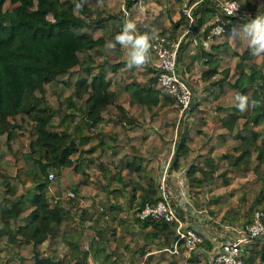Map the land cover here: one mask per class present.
Instances as JSON below:
<instances>
[{"label":"trees","instance_id":"1","mask_svg":"<svg viewBox=\"0 0 264 264\" xmlns=\"http://www.w3.org/2000/svg\"><path fill=\"white\" fill-rule=\"evenodd\" d=\"M135 1L0 0V264H40L34 250L58 264H124L123 256L131 264H209L201 252L187 260L183 241L172 251L168 222L137 216L159 199L151 156L172 143L179 122L170 169L184 168L197 205L207 197L212 224L240 225L264 210V55L253 57L247 39L232 36L264 14V0H236L231 16L221 11L225 0L146 11L139 32L180 38L181 70L196 45L183 33L184 4L193 31L207 36L216 17L225 23L202 50V87L186 120L156 70L129 68L119 44L106 47L123 28L122 6ZM238 94L249 98L243 112ZM119 198L138 230L122 225ZM109 212L120 222L103 230L97 222ZM244 264H264V244Z\"/></svg>","mask_w":264,"mask_h":264},{"label":"built area","instance_id":"2","mask_svg":"<svg viewBox=\"0 0 264 264\" xmlns=\"http://www.w3.org/2000/svg\"><path fill=\"white\" fill-rule=\"evenodd\" d=\"M239 10L240 4L236 0L221 2V11L226 16L235 15ZM186 12L191 22L190 10ZM130 15L131 7L122 6L123 22L129 19ZM225 29V23L213 22L207 35L208 37L219 35ZM179 44L180 38L170 40L165 36H156L152 41L149 64L158 73L162 92L175 100L179 118L186 120L188 108L199 95L177 65ZM176 138L169 145L162 160L160 162L158 160L156 182L159 199L153 204L146 202L138 210L137 216L140 219L161 218L168 222L169 230L174 235L172 251H176L178 242L183 241L187 249V260H190L191 255L201 252L207 256L209 264H244V257L248 251L256 244L262 243L260 247L264 244V210L254 211L251 222H243L240 225L222 223L219 225L221 229L218 230L212 224L206 206L207 197L201 199L197 205L189 195L182 169H170ZM51 177L52 174L49 175V178ZM69 194L73 196L72 191ZM129 211L132 215V210ZM107 216L103 215L104 218ZM213 229L215 231H212ZM204 242H208L210 247L205 248ZM84 248L88 249V246L84 245Z\"/></svg>","mask_w":264,"mask_h":264},{"label":"clouds","instance_id":"3","mask_svg":"<svg viewBox=\"0 0 264 264\" xmlns=\"http://www.w3.org/2000/svg\"><path fill=\"white\" fill-rule=\"evenodd\" d=\"M76 7L80 8L81 4H77ZM229 14H231V10H229ZM232 36L247 39L248 48L253 57L264 55V14L258 13L255 18L242 27L234 26ZM155 38L156 34L154 32L151 34L138 33L136 22L132 19H125L121 32L106 47L114 50L117 44H119L121 48L126 50L128 67H141L150 62V50L152 41ZM205 46L207 47V43ZM235 99L237 101L236 107L240 111H245L249 106V98L247 96L238 94ZM255 104L256 102H253V106Z\"/></svg>","mask_w":264,"mask_h":264},{"label":"rangeland","instance_id":"4","mask_svg":"<svg viewBox=\"0 0 264 264\" xmlns=\"http://www.w3.org/2000/svg\"><path fill=\"white\" fill-rule=\"evenodd\" d=\"M138 1V0H137ZM137 1H135V3H137ZM169 2V5H165V6H160V7H157L156 5H154V4H151V3H148V2H146V1H144V3L142 4L143 5V7H141L140 9H146V10H150V11H157V9H158V11H160V10H162V9H165L166 7H170L171 5H172V3L173 2H171V0H169L168 1ZM148 4H150V5H148ZM162 4H163V2H162ZM183 10L186 12L187 10H190V6H188V4L187 3H185L184 4V7H183ZM187 13V12H186ZM238 13V12H237ZM236 13V14H237ZM246 14L247 13H249V11H246L245 12ZM129 19H132V14L130 15V17H129ZM217 20V17L213 20V22H215ZM212 22V23H213ZM190 18H189V22H188V24L186 25V27H185V31L183 32L184 34L185 33H189V36L190 37H192L193 35H195L196 34V36H198V37H202L203 39H207V40H209L210 41V45H211V40H212V37H208V35L206 36L204 33H203V28L202 29H200V31H193L192 30V28L190 27ZM137 24V31H138V33H140L139 32V24H141V23H136ZM187 29H188V31H187ZM206 36V37H205ZM125 50V49H124ZM124 55H126L127 56V53H126V50L124 51ZM148 65L150 66V64L148 63ZM182 70L183 71H185V69H184V67L182 68ZM197 90V89H196ZM199 97V96H198ZM197 97V98H198ZM196 98V99H197ZM181 124H182V122H179V123H177L176 124V126H175V133H174V137H178L179 136V130H180V126H181ZM99 125H106V123H99ZM169 147V146H168ZM168 147H167V149H168ZM164 151V150H163ZM167 151V150H166ZM162 153V152H161ZM160 152H159V154L158 155H154V156H151V157H153V161H154V163H153V166H154V169H155V171H156V173H155V178L157 177V171H158V162H156V158L158 159V156L161 154ZM162 155V154H161ZM160 155V156H161ZM96 202H99V203H101L100 202V200L99 199H97L96 200ZM103 202V201H102ZM118 203H120L122 206H123V208H124V210H126V212L123 214V216H122V218L124 219V221H122L123 223H122V225L123 226H125V227H128V226H134L135 227V229H137V226H135L136 224H135V221H134V219H133V217H132V215L130 214V211H129V208L127 207V205H126V201L124 200V199H118V201H117V204ZM108 216H107V218H104L103 216H101L102 218L101 219H99V221L97 222V226H100L101 228H103V230H107V229H109L113 224H115L117 221H119L120 222V216H118L116 213H108L107 214ZM79 219H80V217H79V215H75V217H74V222L75 223H77L78 221H79ZM130 227V228H131ZM138 230V229H137ZM138 232V231H137ZM136 232V233H137ZM259 245V246H258ZM260 245H262V243H260V244H256L255 245V247L256 246H258V247H260ZM136 246V245H135ZM135 246L133 245V246H131L132 248L134 247L135 248ZM122 261H123V263L124 264H131V260H130V257L129 256H123L122 257Z\"/></svg>","mask_w":264,"mask_h":264},{"label":"crops","instance_id":"5","mask_svg":"<svg viewBox=\"0 0 264 264\" xmlns=\"http://www.w3.org/2000/svg\"><path fill=\"white\" fill-rule=\"evenodd\" d=\"M148 3L154 4L157 7L162 6H167L169 5V0H145ZM163 2V4H162ZM171 2H173V0H171ZM144 0H138L137 3H135L132 7H131V14H132V20H134L136 23H141L145 17V13H146V9H140L141 7H143ZM150 5V4H148ZM154 13L158 12L157 11H153ZM140 25V24H139ZM206 37V36H205ZM192 39H195V47L192 51V57L190 58V60L187 62V66L184 68L185 71L184 72V76L185 78L188 80V82L195 88L197 89V91L199 92L201 87H202V82L200 79V74L203 70L202 68V50H208L209 46H210V41L207 39H203L202 37H198L195 35H193L191 37ZM207 43V47L205 46V44ZM167 148L162 151V155L158 156V159L156 158V162H159L162 160L163 155L165 154ZM182 171H184V168H182Z\"/></svg>","mask_w":264,"mask_h":264},{"label":"water","instance_id":"6","mask_svg":"<svg viewBox=\"0 0 264 264\" xmlns=\"http://www.w3.org/2000/svg\"><path fill=\"white\" fill-rule=\"evenodd\" d=\"M34 258L40 263V264H58V260H53L49 256H41L38 250H34ZM72 264H81L79 261H76Z\"/></svg>","mask_w":264,"mask_h":264}]
</instances>
